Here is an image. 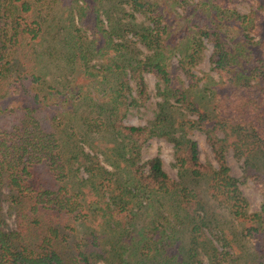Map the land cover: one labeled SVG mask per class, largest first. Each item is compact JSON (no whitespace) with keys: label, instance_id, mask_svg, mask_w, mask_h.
Instances as JSON below:
<instances>
[{"label":"trees","instance_id":"1","mask_svg":"<svg viewBox=\"0 0 264 264\" xmlns=\"http://www.w3.org/2000/svg\"><path fill=\"white\" fill-rule=\"evenodd\" d=\"M0 264H264V0H0Z\"/></svg>","mask_w":264,"mask_h":264},{"label":"rangeland","instance_id":"2","mask_svg":"<svg viewBox=\"0 0 264 264\" xmlns=\"http://www.w3.org/2000/svg\"><path fill=\"white\" fill-rule=\"evenodd\" d=\"M237 8L241 13H248L251 10V7L245 2L239 3ZM139 19L141 20L142 18L139 17ZM211 51L212 48L208 45V50L206 51L203 61L195 69V73L203 80L202 83L207 82L210 78L214 80L218 79V75L212 70L210 63ZM173 61L176 63L175 59H173ZM146 80L149 86L151 98L144 105H138L137 107L131 109L125 120L127 125H146L155 118L158 104L162 101V98L158 96L159 81L150 74L146 75ZM172 103L176 105L174 101ZM178 107L184 114L188 115V118L191 117L189 112L184 110L185 108H181L180 105ZM190 137L199 145L201 160L204 163L211 162L216 165L211 149L206 142L205 135L197 130H192L190 132ZM154 157H160L169 176L173 179H178V169L175 166L174 148L172 143L164 138H153L143 150V161H148ZM227 161L231 169V174L240 181V189L248 198L252 210H260L263 203L261 191L253 181L245 179L243 173V162L237 160L232 151L228 152ZM4 209L6 213L7 229H15V217L13 214L9 213L8 203H5Z\"/></svg>","mask_w":264,"mask_h":264}]
</instances>
